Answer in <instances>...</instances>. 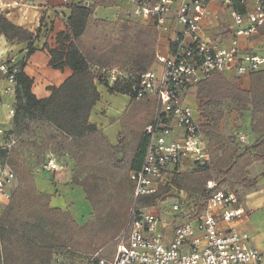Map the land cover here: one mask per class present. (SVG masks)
<instances>
[{
  "label": "trees",
  "instance_id": "1",
  "mask_svg": "<svg viewBox=\"0 0 264 264\" xmlns=\"http://www.w3.org/2000/svg\"><path fill=\"white\" fill-rule=\"evenodd\" d=\"M115 4L116 0H95L89 7L80 3L70 6L66 31L55 39L57 46L46 45L44 49L50 55L52 69L69 68L72 75L60 87H50L49 98L38 100L33 94L34 81L24 72L25 59H18L14 66L17 70L14 129L8 134L17 137L19 143L10 154L9 164L20 188L13 192L0 218V264H7L1 243L9 231L21 232L26 237L18 242L25 249L26 262L31 264H52L53 256L63 259L69 254H73V261L78 264H88L97 252L106 260L114 257L115 239L128 225L130 205L125 195L133 193V185L124 183L122 176L141 168L147 139L144 132L137 133L128 156L124 148L126 138L121 140V147L112 146L90 118L101 100L98 85L110 94L127 95L136 101L133 86L155 63L158 37L156 29L136 21L113 23L95 17L98 8ZM236 10L244 12L240 6ZM95 28H111L118 31L117 37L94 34ZM39 33L16 26L0 14V36L11 45H26V58L35 53L34 42ZM114 69L125 71L130 80L110 86L102 79L103 71ZM197 99L210 142L219 134L224 119L222 112L215 116L212 110L225 101L233 105L240 118L245 112L251 113V132L259 135V139L241 154L236 146L222 148L217 143L220 148L212 151L210 166L176 176L174 185L191 197L205 200L207 182L215 179L219 189L230 190L241 200L237 188L251 190L257 184L256 179L248 177V169L258 162L264 166V70L252 75L248 92L214 75L199 85ZM22 151L32 157L31 167L27 166ZM48 154L68 156L74 162L71 184L83 189L93 214V219L83 226L69 212L51 208V196L39 192L35 185L34 170L45 164ZM4 155L1 153L0 157ZM168 192L161 189L155 196L139 198L138 203L153 207ZM56 217H66L72 228Z\"/></svg>",
  "mask_w": 264,
  "mask_h": 264
},
{
  "label": "built area",
  "instance_id": "2",
  "mask_svg": "<svg viewBox=\"0 0 264 264\" xmlns=\"http://www.w3.org/2000/svg\"><path fill=\"white\" fill-rule=\"evenodd\" d=\"M42 0H16V5L40 7ZM91 6L90 0H63ZM116 21H140L156 29L159 41L155 66L141 75L133 86L136 101L155 100V114L144 128L147 139L143 164L130 172L133 185L129 222L118 239L112 260L92 256L88 264H263L264 254L249 244V236L236 228L246 211L238 195L207 182V198L191 197L177 190L176 176L210 166L212 151L205 122L186 100L192 89L214 75L256 72L264 57L241 49L239 38L249 37L264 27V0H119ZM223 8L233 21V36L227 44L207 37L204 22L211 6ZM236 6L244 9L243 13ZM1 11V8H0ZM17 56L0 64L7 86L1 96L15 97ZM12 68V70H11ZM110 86L130 80L125 71L104 70ZM15 98L8 116L15 117ZM1 119V114H0ZM0 127V218L15 191L16 176L9 157L19 139ZM241 142L245 138L239 136ZM44 168L56 170L53 161ZM168 189L157 205L140 206L138 199ZM175 203L169 206V200ZM171 228L169 236L165 232Z\"/></svg>",
  "mask_w": 264,
  "mask_h": 264
},
{
  "label": "crops",
  "instance_id": "3",
  "mask_svg": "<svg viewBox=\"0 0 264 264\" xmlns=\"http://www.w3.org/2000/svg\"><path fill=\"white\" fill-rule=\"evenodd\" d=\"M90 1L93 4L95 0ZM15 3L16 0H0V14L16 26L24 28L32 33L40 32L38 39L34 42L36 51L33 55L26 58V45H11L3 36H0V64L6 61L9 56H17L20 60L25 59L26 67L24 72L34 81L32 92L38 100H45L51 96V92L49 91L50 87H60L72 75V71L69 68H65L63 71L52 69L49 66L50 55L44 47L46 45L52 48L57 46L55 40L56 36L66 31L67 19L70 16V6L76 4V2L64 3L63 0H42L40 7L28 6L22 2L19 5ZM122 5L123 4L120 3L119 0H116L114 7L122 9L121 7H125V5ZM210 10L211 16L204 22L206 35L210 39L227 44L233 36V21L229 14L218 5H212ZM95 17L100 19L97 15ZM114 21L116 22V20ZM141 24L144 23L141 22ZM239 44L242 50L264 57V27H261L258 32L252 36L239 38ZM154 66L155 64H153L152 68ZM263 70L264 66L256 72ZM256 72L242 76L228 72L226 74H218L217 76L225 78L239 89L248 92L252 86V75ZM7 85V81L3 79L0 73V87L5 88ZM198 87L199 85L191 90L186 100L190 105L191 103L195 104V110L201 116L197 99ZM97 88L100 94V88H104L105 92L108 93L103 86L98 85ZM110 95L114 96L118 94ZM1 98L0 127L6 131L7 135L5 139L8 140L9 137L14 136L8 134L14 129L13 121L8 116V110L15 97L3 94ZM97 105L92 112L90 121L97 127L99 132L106 137L108 142L116 147L118 145L119 133L117 129H114L116 127V121L110 124L111 121H107L106 113L104 111L99 112ZM155 109L156 102L154 111L147 120L145 126L152 121ZM243 117L245 119L244 127L246 134L241 132L240 136L245 138L246 135L245 139L247 140L244 144L240 142L235 144L239 154L255 146L259 139V135L252 134L251 132V113L245 112L243 113ZM201 119L203 120L202 117ZM203 121L205 122V120ZM144 128L142 133L144 132ZM210 147L211 151L219 150L220 148L219 144L216 142H210ZM120 157L122 158L121 155ZM1 158L2 157H0V159ZM49 161H53L54 165L57 167L56 170H46L44 168ZM45 165L37 168L34 172L35 185L38 191L51 196V208L60 209L63 212L70 211L69 213L72 215L73 220L79 226H83L88 220V216L91 217L92 211L87 215H83L84 212L80 211V209L78 211H76V209L71 210V205H69L70 203L68 201L70 199L72 202L80 201L86 205L88 203L83 189L71 184L74 162L68 156L59 158L52 154H48L46 156ZM248 177L250 179H256L257 184L255 188L251 190H247L243 187L237 188L246 215L236 222V228L241 233H245L249 236V244L251 247L264 254V166L262 163H254V165L248 169ZM86 207L89 212L90 206L87 205ZM165 232H167L169 236L172 234L171 228H166Z\"/></svg>",
  "mask_w": 264,
  "mask_h": 264
},
{
  "label": "rangeland",
  "instance_id": "4",
  "mask_svg": "<svg viewBox=\"0 0 264 264\" xmlns=\"http://www.w3.org/2000/svg\"><path fill=\"white\" fill-rule=\"evenodd\" d=\"M118 13H119V9L117 7H106V8L101 7L96 10L95 16L97 15L100 19H104V20L116 23L114 20H116L115 16ZM143 25L149 27V25H146V24H143ZM93 32L94 34H99V35L108 34L110 37L114 38V37H117L116 33L118 31H114L111 28L107 30L104 28L103 29L95 28L93 29ZM158 41H159V35L157 37L156 45L154 49L155 54H156ZM100 92H101V100L99 104L97 105V109L99 112L104 111L106 113L107 121L108 122L111 121L110 124L116 121V124H115L116 127L114 129H117L119 131L117 147H121V140L126 138V144L124 145V148L128 156H130L132 152L131 148L134 144V141H136L137 139L135 136H137V133H142L147 120L150 118L151 114L154 111L155 102L154 100H149V101L143 100V101L132 102L129 96L121 95V94L111 96L110 94L105 92L104 88H100ZM191 106L195 108L194 103H191ZM218 112H222L224 114V119L220 123V128H219L220 131L218 132L219 134L217 133L218 135L217 137L216 136L214 137L213 142L219 143L222 148L226 147L227 145L230 146L231 148H235V144L237 142L244 144V142L247 139H245L244 142H241V139L239 137L241 132L243 134H246V130L244 127L245 125L244 117L240 118L233 110V105L228 101H225L220 108H216L212 110V113L215 116L217 115ZM245 138H246V135H245ZM23 155H24V158H26L25 162L28 167L31 164H33L32 159H31L32 157L29 154L27 153L25 154V152H23ZM187 173L188 172H185V174ZM122 178H123L124 183L128 182L129 184L132 185V182L130 181V172L128 173L126 172L122 176ZM172 185L175 189L179 191L180 190L186 191L183 189H178L174 185V182H172ZM17 188H20L18 181L15 183V190ZM125 198L128 200V203L130 205L129 208L131 209L133 193L131 192L126 193ZM68 201L70 203L69 205H71V208H70L71 210L76 209V211H78L80 209V211L84 212L83 215H87L88 213L92 211L90 207V211L88 212V208L86 207L87 205H89V203H87L86 205L80 201L72 202L70 199ZM173 203H175V200L173 199L169 200L168 207H171ZM130 209H129V213H130ZM67 212H70V211H67ZM129 213H128V222H129ZM89 217L90 216H88L87 218L88 220L85 223H87L89 219H93V214L91 215L90 218ZM56 219L59 220L60 222H67V226L72 228L70 225V221L66 217H56ZM68 227H67V231L72 232ZM124 230L125 228L122 230V232L118 234L117 238L115 239V243H114L115 246L113 248L114 254L116 251L118 239L122 235ZM9 232H10L9 234H5L6 238L4 240V243L3 242L1 243L3 246L2 248L4 250V256L6 257L7 264H31L29 261L26 262L25 249L23 247L21 248L20 243L18 242L19 238H22V237L26 238V237H24L21 234V232H16V231L15 232L9 231ZM92 256L100 257L99 252L93 254ZM73 258H74L73 254H69L63 259H58L56 256H53L52 264H78L75 261H73L74 260ZM112 259L113 258H111L110 260ZM33 264H37V263H33Z\"/></svg>",
  "mask_w": 264,
  "mask_h": 264
}]
</instances>
